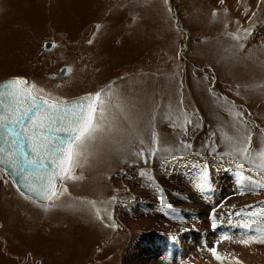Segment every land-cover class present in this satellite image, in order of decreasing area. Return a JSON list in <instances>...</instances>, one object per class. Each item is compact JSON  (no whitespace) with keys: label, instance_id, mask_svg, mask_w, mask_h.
Listing matches in <instances>:
<instances>
[{"label":"rangeland","instance_id":"obj_1","mask_svg":"<svg viewBox=\"0 0 264 264\" xmlns=\"http://www.w3.org/2000/svg\"><path fill=\"white\" fill-rule=\"evenodd\" d=\"M16 77L103 131L46 204L0 170V264H264V0H0Z\"/></svg>","mask_w":264,"mask_h":264},{"label":"snow or ice","instance_id":"obj_2","mask_svg":"<svg viewBox=\"0 0 264 264\" xmlns=\"http://www.w3.org/2000/svg\"><path fill=\"white\" fill-rule=\"evenodd\" d=\"M34 89L36 86L29 84L23 77L12 78L0 84V141L5 145L0 146V164L7 165L12 172L20 174L22 181H29L35 176L40 181L39 187H33L29 183V191L51 201L54 197L59 198L55 180L68 177L71 169L79 162L81 149L87 142L94 140L97 133L103 131L97 114L99 119H103L105 101L101 99L102 92L88 94L70 102L34 94ZM36 91L42 93L43 89ZM187 123L191 124L192 121L188 120ZM251 141L252 137L248 135L246 142L239 147L238 151L242 155L249 154ZM259 156L264 160V151ZM24 165H30L36 171H26ZM259 167L264 171V164ZM41 169L47 171L41 172ZM21 195L24 193L21 192ZM261 223L264 225V221ZM259 242L264 243V240ZM210 251L216 259H220L215 248Z\"/></svg>","mask_w":264,"mask_h":264},{"label":"water","instance_id":"obj_3","mask_svg":"<svg viewBox=\"0 0 264 264\" xmlns=\"http://www.w3.org/2000/svg\"><path fill=\"white\" fill-rule=\"evenodd\" d=\"M45 45H49L50 47H45ZM51 48H52V43L49 42V41H46L44 43V50L45 51H49ZM64 69H67V67H63L62 68V72H61L62 76L66 73L65 71H63ZM8 80H10V79L2 80V81H0V84H3L5 82H7ZM82 97H86V96H82ZM82 97H80V98H82ZM79 99L70 100V102L71 101H77ZM0 146H5V145H3L2 141H0ZM24 168H25L26 171H29V172H35L36 171L30 165H24ZM0 169L3 170L4 172H6V174H8L11 177V179L13 180V183L15 184L16 188L18 189V191L20 193L23 192L24 196H26L28 198H31L32 200H34L37 203H48L50 201V200H47V199H42L40 197H37V196L34 195V193L32 191H29V187H28L29 183H31L33 185V187H39L40 181L37 180L35 176L31 177L29 181H22L21 180V175L18 174L17 172H12L8 168L7 165L0 164ZM45 171H47V169H41V172H45ZM63 179L64 178H57L55 180L56 191L58 190V187H59L58 186L59 185L58 181L59 180H63ZM17 181H20V182L17 183Z\"/></svg>","mask_w":264,"mask_h":264},{"label":"bare ground","instance_id":"obj_4","mask_svg":"<svg viewBox=\"0 0 264 264\" xmlns=\"http://www.w3.org/2000/svg\"><path fill=\"white\" fill-rule=\"evenodd\" d=\"M241 18V17H240ZM241 20V19H240ZM69 73H70V71H69ZM68 73V74H69ZM66 76H68V75H66ZM65 76V77H66ZM6 80V79H5ZM2 81V80H1ZM242 175V174H241ZM240 175V176H241ZM238 177H240L239 175H237ZM222 178V177H221ZM65 179V178H64ZM62 180H59L58 181V183H60ZM222 181V180H221ZM223 181H225V180H223ZM220 185V184H219ZM15 186V185H14ZM16 187V186H15ZM222 189V188H221ZM18 190V189H17ZM10 191V190H9ZM5 193H6V191H5ZM10 194V193H9ZM7 195V194H6ZM13 195H14V193H13ZM15 196V195H14ZM11 197V196H10ZM9 197V198H10ZM24 197H26V196H24ZM26 198H28V197H26ZM13 199V198H12ZM14 199H15V197H14ZM28 199H30V200H32L31 198H28ZM247 199V198H246ZM6 201V200H5ZM34 201V200H33ZM207 204V203H206ZM196 207H198V206H196ZM202 207V206H201ZM200 207V208H201ZM193 208V207H192ZM199 208V209H200ZM197 209V208H196ZM205 209V208H204ZM201 211V210H200ZM209 213V212H208ZM177 215V214H176ZM176 217V216H175ZM183 220V219H182ZM185 221V220H184ZM209 232V231H208ZM208 234V238H207V245H209L208 243H209V241L211 240V239H215V237L212 235V234H210V233H207ZM168 235H170V234H168ZM199 236V235H198ZM195 237V236H194ZM216 237H217V235H216ZM197 239V238H196ZM198 239H200V237H198ZM173 241V240H172ZM198 241V240H197ZM175 242V241H174ZM219 242V241H218ZM218 242H217V244H218ZM187 244H183V249H184V251H190V249H188V247H189V245H190V248H192V245H193V243H192V245H191V241L188 243V242H186ZM211 243H213V242H211ZM200 244H205L206 245V243H203V241L200 239ZM184 245H185V247H184ZM210 246V245H209ZM218 246V245H217ZM169 247H170V245H169ZM203 248V247H202ZM219 248V247H218ZM147 249H151L152 250V248H151V246L150 247H147ZM173 249H174V246H172L171 247V252L173 251ZM208 249V248H207ZM199 252V251H198ZM197 252V253H198ZM193 253H194V251H193ZM200 253V252H199ZM183 254H184V252H183ZM183 256V255H182ZM181 256V257H182ZM190 256V255H189ZM180 257V258H181ZM184 257H185V255H184ZM190 257H192V256H190ZM189 257V258H190ZM165 258V257H164ZM214 259H215V257H213ZM192 259V258H191ZM196 259V258H195ZM188 260V258L186 259V258H184L182 261H186V262H188L187 261ZM193 260V259H192ZM174 261V260H173ZM178 261V260H177ZM196 261H198V260H196ZM210 261H211V259H210ZM175 262V261H174ZM185 262V263H186ZM199 262V261H198ZM203 262V261H202ZM202 262H199V263H197V262H193V263H195V264H205V263H202ZM204 262H205V260H204ZM218 262V261H217ZM258 262V261H257ZM206 263H208V262H206ZM210 264H211V262H210ZM220 264V263H219Z\"/></svg>","mask_w":264,"mask_h":264},{"label":"flooded vegetation","instance_id":"obj_5","mask_svg":"<svg viewBox=\"0 0 264 264\" xmlns=\"http://www.w3.org/2000/svg\"><path fill=\"white\" fill-rule=\"evenodd\" d=\"M64 67H67V66H64ZM67 69H69V67H67ZM59 74H60V77L64 78V76H65L66 73L62 76L61 75V72L59 71ZM34 94H36V92H34Z\"/></svg>","mask_w":264,"mask_h":264},{"label":"crops","instance_id":"obj_6","mask_svg":"<svg viewBox=\"0 0 264 264\" xmlns=\"http://www.w3.org/2000/svg\"><path fill=\"white\" fill-rule=\"evenodd\" d=\"M37 203V202H36ZM40 205L46 204V203H39Z\"/></svg>","mask_w":264,"mask_h":264}]
</instances>
